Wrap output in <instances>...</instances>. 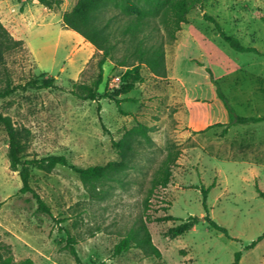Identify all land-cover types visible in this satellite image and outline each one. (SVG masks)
Wrapping results in <instances>:
<instances>
[{
  "label": "rangeland",
  "instance_id": "1",
  "mask_svg": "<svg viewBox=\"0 0 264 264\" xmlns=\"http://www.w3.org/2000/svg\"><path fill=\"white\" fill-rule=\"evenodd\" d=\"M78 0L48 9L38 0H0V20L21 44L4 48L0 83L25 84L52 76L56 87L19 89L0 101L23 145V160L63 154L79 167L126 162L90 189L68 166L31 165V186L50 207L38 210L22 193L10 168L9 137L0 123V264L30 258L33 264H80L65 249L68 236L83 263L93 264H264V120L205 130L229 121L211 80L212 71L239 115H264V0H205L167 43V76L145 65H103L98 100L73 93L95 88L101 51L67 28L63 13ZM142 8L149 9L142 0ZM223 32L255 52L233 49ZM164 29L162 30V33ZM80 35V36H79ZM143 77L134 89L116 94L130 73ZM77 84V86H76ZM105 95L120 99L116 100ZM210 187L204 208L202 187ZM191 216H209L227 233L202 219L176 237L168 233ZM144 222L160 257L137 247L114 254L128 230Z\"/></svg>",
  "mask_w": 264,
  "mask_h": 264
},
{
  "label": "trees",
  "instance_id": "2",
  "mask_svg": "<svg viewBox=\"0 0 264 264\" xmlns=\"http://www.w3.org/2000/svg\"><path fill=\"white\" fill-rule=\"evenodd\" d=\"M48 9L59 8L62 0H38ZM149 9L142 8V0H78L73 8L63 13V24L82 35L87 41L101 51V58L98 61L100 69L99 79L95 84V88L81 86L82 91L73 90L79 98L83 100H98L99 94L97 88L102 82L103 65L106 60L110 59L116 66H134L145 65L150 72L156 76L166 77V51L165 46L177 39V32L181 30L182 24L188 21L187 15L192 9L201 6L205 0H146ZM204 18L212 22L216 32L226 41L233 49L240 52H261L250 46H245L235 35H229L222 31L217 19L211 15L204 14ZM164 32L162 33V30ZM21 40L14 39L8 32L6 27L0 20V57L4 48L11 45L21 44ZM210 73L211 80L216 85L218 97L223 101L225 108L229 114V121L226 123L217 122L209 125L205 130L215 126H222V133H227L232 126L245 124L250 121H262L264 115L257 117H247L236 113L230 104V101L222 89L220 82L215 79L212 71L206 69ZM143 77L139 70L130 73L126 82L116 94H125L133 90L137 82H142ZM77 86V84H76ZM56 87L55 77H45L44 73L37 78L28 80L25 84L12 85L7 81L5 86L0 83V101L19 89H41ZM112 95H105L111 97ZM114 98V97H111ZM119 105L121 100L114 98ZM0 123L5 127L9 137L8 159L10 168L18 171L22 186L20 192H31L38 204V210L47 214H52L50 207L42 199V197L31 186V165L39 168L52 170L58 165L71 167L80 177L82 182L90 189L94 181L102 180L115 174L126 166V162H108L106 165H95L88 167H79L70 163L68 158L63 154H50L42 158L23 160V145L19 141L14 130L11 120L0 111ZM204 196V208L208 212L206 203L207 195L210 187H202ZM260 195L264 197V191L257 187ZM202 219L207 220L209 224L224 233L226 229L219 225L209 216L199 217L191 216L186 221L177 226L170 227L168 233L176 237L190 230L195 224ZM264 239V233L256 240L252 241L245 249L253 248L259 241ZM74 238L68 236L66 239L65 249L74 256L76 261L83 263L75 248ZM137 247L143 251L146 256L160 257L159 248L152 242L150 232L144 222H139L132 226L126 235L115 245L114 254H120ZM242 256L241 251L235 253L234 261L231 264H239ZM3 264H11L12 257L1 259ZM20 264H33L32 259L26 258ZM93 264H105L99 262Z\"/></svg>",
  "mask_w": 264,
  "mask_h": 264
},
{
  "label": "crops",
  "instance_id": "3",
  "mask_svg": "<svg viewBox=\"0 0 264 264\" xmlns=\"http://www.w3.org/2000/svg\"><path fill=\"white\" fill-rule=\"evenodd\" d=\"M80 36V35H79Z\"/></svg>",
  "mask_w": 264,
  "mask_h": 264
}]
</instances>
